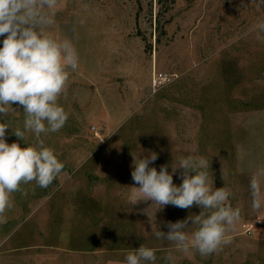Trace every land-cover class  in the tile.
I'll use <instances>...</instances> for the list:
<instances>
[{
    "label": "rangeland",
    "instance_id": "obj_1",
    "mask_svg": "<svg viewBox=\"0 0 264 264\" xmlns=\"http://www.w3.org/2000/svg\"><path fill=\"white\" fill-rule=\"evenodd\" d=\"M56 19L80 60L59 101L68 120L41 138L65 167L48 188L32 182L13 194L0 221V264H106L141 245L155 250L156 264L168 254L174 264H264V207L252 209L249 188L264 169V42L256 38L264 0H68ZM13 108L0 122L23 131V109ZM13 129L9 144L36 143ZM149 150L158 154L149 167L167 164L170 173L183 156L208 159L213 186L229 189L228 203L241 209L231 243L202 257L155 236L201 209L128 205L130 186L139 187L132 154ZM261 187L264 195V177Z\"/></svg>",
    "mask_w": 264,
    "mask_h": 264
},
{
    "label": "clouds",
    "instance_id": "obj_2",
    "mask_svg": "<svg viewBox=\"0 0 264 264\" xmlns=\"http://www.w3.org/2000/svg\"><path fill=\"white\" fill-rule=\"evenodd\" d=\"M59 0H0V117L19 112L13 104L22 107L23 131L0 122V221L13 207V194L22 192V185L35 182L48 188L62 173L65 165L55 150L45 145L42 134L56 133L68 120V113L59 103L66 93L70 71L79 67V53L68 36L57 39L52 31L56 24L55 13ZM256 38L264 42V20L256 25ZM13 129L20 140L25 132L34 134L36 143L21 147L18 142L6 141V130ZM131 177L134 185L128 205L151 201L158 209L172 205L180 209L198 206V215L184 220L165 222L167 233L157 230L155 236L189 253L197 251L207 257L231 243L228 233L241 219V209L229 203L231 192L225 187L216 188L210 177L211 165L204 156L191 154L157 171L149 167L158 154L149 150L147 156L134 155ZM182 169V183L173 182V174ZM261 177L264 169L255 172L249 182L252 209L264 207ZM151 204V205H152ZM195 226L191 233L189 226ZM155 250L141 245L129 251L125 264H156ZM165 264H174V257H163Z\"/></svg>",
    "mask_w": 264,
    "mask_h": 264
},
{
    "label": "crops",
    "instance_id": "obj_3",
    "mask_svg": "<svg viewBox=\"0 0 264 264\" xmlns=\"http://www.w3.org/2000/svg\"><path fill=\"white\" fill-rule=\"evenodd\" d=\"M67 3L68 0H59L58 8L56 9V13H55V18H56V14H58L59 12L61 13L66 9ZM64 27H65L64 23L56 19V24L52 31L54 32V35L56 36L57 39L67 36V34L63 31ZM106 264H125V259H118L116 256L115 259L113 258V260H108Z\"/></svg>",
    "mask_w": 264,
    "mask_h": 264
},
{
    "label": "built area",
    "instance_id": "obj_4",
    "mask_svg": "<svg viewBox=\"0 0 264 264\" xmlns=\"http://www.w3.org/2000/svg\"><path fill=\"white\" fill-rule=\"evenodd\" d=\"M244 232H246L247 234L251 233V227L250 226H245L244 227Z\"/></svg>",
    "mask_w": 264,
    "mask_h": 264
}]
</instances>
